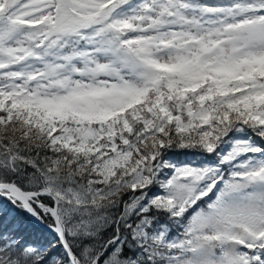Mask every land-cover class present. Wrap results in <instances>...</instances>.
<instances>
[{
  "label": "snow or ice",
  "instance_id": "1",
  "mask_svg": "<svg viewBox=\"0 0 264 264\" xmlns=\"http://www.w3.org/2000/svg\"><path fill=\"white\" fill-rule=\"evenodd\" d=\"M0 264H264V0H0Z\"/></svg>",
  "mask_w": 264,
  "mask_h": 264
},
{
  "label": "trees",
  "instance_id": "2",
  "mask_svg": "<svg viewBox=\"0 0 264 264\" xmlns=\"http://www.w3.org/2000/svg\"><path fill=\"white\" fill-rule=\"evenodd\" d=\"M183 157H181V159H182Z\"/></svg>",
  "mask_w": 264,
  "mask_h": 264
}]
</instances>
